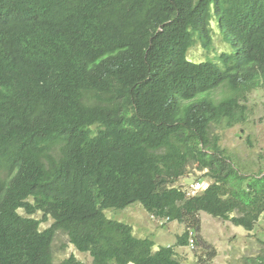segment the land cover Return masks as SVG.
Segmentation results:
<instances>
[{"label":"trees","instance_id":"1","mask_svg":"<svg viewBox=\"0 0 264 264\" xmlns=\"http://www.w3.org/2000/svg\"><path fill=\"white\" fill-rule=\"evenodd\" d=\"M212 20L232 52L191 61ZM255 89L264 0H0V264H54L58 233L88 264H182L104 213L135 202L183 224L176 246L201 212L251 231L264 168L243 171L216 130L248 119ZM191 169L209 180L194 194Z\"/></svg>","mask_w":264,"mask_h":264},{"label":"rangeland","instance_id":"2","mask_svg":"<svg viewBox=\"0 0 264 264\" xmlns=\"http://www.w3.org/2000/svg\"><path fill=\"white\" fill-rule=\"evenodd\" d=\"M211 27L213 31L211 48L205 50L199 44H195L187 53L191 61L207 59L215 61L221 52H232L233 46H229L223 40L216 21H211ZM218 63L222 68L221 62ZM247 105L249 114L244 123L230 128L219 127L216 131L220 135L221 146L228 150L241 169L255 172L259 167L264 168V89L253 90L248 95ZM199 174L200 172L191 169V174L181 177L178 184L183 185L188 191ZM201 181L204 186L209 183L206 178ZM104 213L109 218L131 225L137 237L151 238L155 249L159 246H174L182 264H253L264 260V213L255 227L248 231L242 226L201 212V228L198 232L192 230L194 239L200 237L205 241L201 246L195 243L192 246H176V236L184 231L183 224L172 221L161 226L151 219V215L138 202L122 209H105ZM36 216L39 218L41 215L37 213ZM51 222L49 219L41 223L40 227H47ZM207 244H210L209 247H206ZM212 248L216 250V255L209 259L206 252ZM71 253L86 264L90 262L88 254L77 251L68 244L64 234L58 233L53 242L54 264H60V261Z\"/></svg>","mask_w":264,"mask_h":264},{"label":"built area","instance_id":"3","mask_svg":"<svg viewBox=\"0 0 264 264\" xmlns=\"http://www.w3.org/2000/svg\"><path fill=\"white\" fill-rule=\"evenodd\" d=\"M206 186L203 185L201 180H196L190 185V190L188 189L189 194H194L197 191L203 190ZM151 219H153L155 222H157L159 225H164L168 221V218H157L153 215H151ZM189 237V245L192 246L194 243V232L192 230L188 233Z\"/></svg>","mask_w":264,"mask_h":264},{"label":"clouds","instance_id":"4","mask_svg":"<svg viewBox=\"0 0 264 264\" xmlns=\"http://www.w3.org/2000/svg\"><path fill=\"white\" fill-rule=\"evenodd\" d=\"M212 21H214V20H212ZM153 220V219H152ZM167 223V222H166ZM162 226V225H161Z\"/></svg>","mask_w":264,"mask_h":264}]
</instances>
